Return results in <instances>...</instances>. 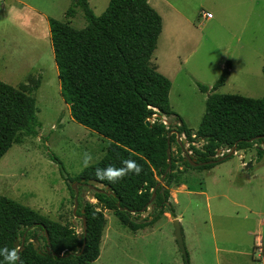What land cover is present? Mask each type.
I'll use <instances>...</instances> for the list:
<instances>
[{
    "label": "rangeland",
    "instance_id": "obj_1",
    "mask_svg": "<svg viewBox=\"0 0 264 264\" xmlns=\"http://www.w3.org/2000/svg\"><path fill=\"white\" fill-rule=\"evenodd\" d=\"M109 1L89 3L100 15ZM73 2L0 0V79L19 86L30 75H42L35 92L41 126L36 136L24 137L0 159V196L6 195L61 223L69 222L81 234V218L73 213L75 195L60 164L49 153H54L65 171L75 177L85 168L83 153L90 152L94 164L105 155L110 141L77 122L62 96L48 18L70 19L66 11ZM149 3L163 18L151 61L170 78L171 106L190 128L199 127L208 98L198 82L213 87L229 64L230 75L216 92L264 97V0ZM29 6L45 17L49 35L44 25L28 13ZM206 11L211 16L204 19ZM77 13L72 17L73 25L83 28L87 20L81 9ZM25 15L31 16L30 24L28 18L24 22ZM163 120L173 130L178 124L166 117ZM182 138L186 140L184 150L192 154L184 134ZM201 144L195 143L198 147ZM172 148L178 159L185 156L175 143ZM259 149H264V143L245 150L242 157L237 151L211 169H184L178 162L182 179L170 187V200L182 225L189 263L176 239V217L165 213L154 225L132 231L98 202L86 180L74 182L79 202L103 209L107 219L100 256L91 264H264V242L255 243L257 235L264 237V152L259 158ZM225 152L222 149L219 155Z\"/></svg>",
    "mask_w": 264,
    "mask_h": 264
},
{
    "label": "trees",
    "instance_id": "obj_2",
    "mask_svg": "<svg viewBox=\"0 0 264 264\" xmlns=\"http://www.w3.org/2000/svg\"><path fill=\"white\" fill-rule=\"evenodd\" d=\"M79 9L87 20L83 28L70 21L48 18L62 96L77 122L110 142L105 155L75 177L65 171L54 153L49 154L60 164L73 195L74 182L97 180L103 184L102 188L93 189L98 202L113 211L129 229L138 231L154 225L165 213L176 217L170 187L182 179L178 162L184 169H211L234 156L222 160L235 144L239 151L264 143V97L216 92L230 75L229 64L213 87L198 82L208 98L199 127L192 129L171 106L170 78L152 64L163 19L149 0H110L100 15L95 14L89 0H74L66 16L74 17ZM41 80V74L30 75L26 83L14 86L0 79V159L14 144L22 143L24 137L38 134L41 121L35 92ZM163 117L178 121L177 132L186 136L193 158L213 162L196 167L184 156L178 159L173 144L180 152L183 147L173 126ZM198 141L202 142L200 147L195 145ZM222 149L227 152L220 156ZM263 152L264 149L258 150L259 158ZM128 158L142 165L139 175L130 173L116 183L96 178L97 167H120L121 161ZM154 190L156 197L150 203ZM80 208L77 215L86 219V235L83 218L79 234L71 223H61L1 195L0 248H17L15 242L21 244L25 237L17 264H91L100 256L107 219L104 210L90 202L80 203ZM84 238L86 246L82 251ZM36 241L41 242L38 249ZM0 264H7L3 256Z\"/></svg>",
    "mask_w": 264,
    "mask_h": 264
},
{
    "label": "water",
    "instance_id": "obj_3",
    "mask_svg": "<svg viewBox=\"0 0 264 264\" xmlns=\"http://www.w3.org/2000/svg\"><path fill=\"white\" fill-rule=\"evenodd\" d=\"M150 119L147 121V124L150 125ZM181 124V122H180ZM178 130V127L175 126V129H174V132L177 133V140L179 143H181L182 147H183V150H184V145L183 143L186 141L185 138H182L181 139V134L177 132ZM260 138V137H258ZM237 146L238 144H235V146L229 150V154L228 156L222 158V160H225L227 157H230L232 155H234L238 149H237ZM184 160L185 161H188L190 162V164H192L193 166H200V165H206L210 162H213V161H207V162H198L195 158H193V156L187 151V149L184 150ZM168 161L171 165V162H172V155H171V144H170V141H169V147H168ZM170 169V167H169ZM168 169V170H169ZM165 176L162 177V179L164 178ZM81 182H85V179H82ZM86 184L91 188V189H95L96 187H103V184H100L97 180H94V179H91L89 180L88 182H86ZM73 188L75 189V197H74V209H73V213L74 215L77 217V218H83V227H84V235L87 234V222H86V219L83 217V216H79L77 215V209L79 207V191H78V188L73 184ZM156 197V190H154V193H153V196H152V199L150 200V203L155 199ZM174 226H175V235H176V239H177V242H178V245L183 253V256H184V259L187 263H189V255H188V251H187V248H186V245H185V241H184V236H183V231H182V225H181V222H180V219L178 217H176L174 220ZM46 236L48 238V242L50 243L49 241V234L46 233ZM25 244V237L22 238V243L20 244V241H16L15 242V246L19 249V252L21 251L22 247L24 246ZM85 246H86V238H84V242H83V246H82V251L85 249ZM39 247V241H36L35 243V248L38 249Z\"/></svg>",
    "mask_w": 264,
    "mask_h": 264
},
{
    "label": "clouds",
    "instance_id": "obj_4",
    "mask_svg": "<svg viewBox=\"0 0 264 264\" xmlns=\"http://www.w3.org/2000/svg\"><path fill=\"white\" fill-rule=\"evenodd\" d=\"M93 162V156L90 152L83 153V165L85 168L91 166ZM142 171V165L137 161L128 158L121 161V166L117 167L113 164H109L104 168L97 167L95 169V176L99 181H108L110 183H116L123 179L130 173L139 175ZM0 256H3L7 264H17L19 260V249L3 247L0 248Z\"/></svg>",
    "mask_w": 264,
    "mask_h": 264
},
{
    "label": "crops",
    "instance_id": "obj_5",
    "mask_svg": "<svg viewBox=\"0 0 264 264\" xmlns=\"http://www.w3.org/2000/svg\"><path fill=\"white\" fill-rule=\"evenodd\" d=\"M23 5H25V4H23ZM169 5V4H168ZM30 8V10H29V12L28 13H31V15L37 20V22H39V23H42L43 25H44V27L46 28V31H47V34L49 35V28L47 27V21L45 20V17L43 16V15H40V13L35 9V8H33V7H31V6H29ZM27 13V14H28ZM23 15V14H22ZM77 15H78V13H77ZM202 16H203V14H202ZM215 16V15H214ZM24 17V22L26 23V19L28 18L29 19V22H28V24H30V21H31V19H30V17L31 16H27V15H25V16H23ZM203 18L204 19H207V18H205L204 16H203ZM163 19V18H162ZM66 21H70L71 22V24H73V21H74V18H72V17H70V19H67ZM50 36V35H49ZM27 81H28V78H27ZM26 81V82H27ZM26 82H23V83H26ZM21 84V83H20ZM245 150H239L238 151V156L239 157H242V156H244V152ZM237 153V152H236ZM242 164L243 165H246V161L243 159L242 160ZM262 225H264V220L262 221ZM259 238H258V240L256 241L255 240V243L257 244V242H259V240H262L263 242H264V237L263 236H261V235H257ZM262 264V263H261Z\"/></svg>",
    "mask_w": 264,
    "mask_h": 264
},
{
    "label": "built area",
    "instance_id": "obj_6",
    "mask_svg": "<svg viewBox=\"0 0 264 264\" xmlns=\"http://www.w3.org/2000/svg\"><path fill=\"white\" fill-rule=\"evenodd\" d=\"M203 16H204L205 18H208V17H210V16H211V13H210V12H208V11H206V12H203Z\"/></svg>",
    "mask_w": 264,
    "mask_h": 264
},
{
    "label": "flooded vegetation",
    "instance_id": "obj_7",
    "mask_svg": "<svg viewBox=\"0 0 264 264\" xmlns=\"http://www.w3.org/2000/svg\"><path fill=\"white\" fill-rule=\"evenodd\" d=\"M86 184V183H85Z\"/></svg>",
    "mask_w": 264,
    "mask_h": 264
}]
</instances>
